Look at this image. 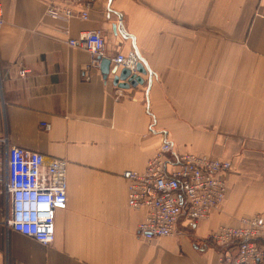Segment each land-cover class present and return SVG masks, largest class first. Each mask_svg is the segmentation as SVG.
Masks as SVG:
<instances>
[{"label": "crops", "instance_id": "0c3cea01", "mask_svg": "<svg viewBox=\"0 0 264 264\" xmlns=\"http://www.w3.org/2000/svg\"><path fill=\"white\" fill-rule=\"evenodd\" d=\"M46 2L0 0V264H218L209 233L264 217V0H53L56 16ZM95 29L109 69L137 53L141 83L116 85L68 44ZM163 142L172 160L229 159L226 194L208 217L182 215L173 235L146 239L122 172L142 171ZM4 143L67 162L50 244L3 225Z\"/></svg>", "mask_w": 264, "mask_h": 264}, {"label": "built area", "instance_id": "2783aa9c", "mask_svg": "<svg viewBox=\"0 0 264 264\" xmlns=\"http://www.w3.org/2000/svg\"><path fill=\"white\" fill-rule=\"evenodd\" d=\"M46 3L48 12L58 15L53 0ZM62 13L68 18L72 11L66 8ZM1 16L0 5V26ZM80 17H87L86 10ZM67 42L88 51L91 64L99 65L105 50V39L99 29L81 31ZM138 61L135 51L117 53L113 58L115 65L132 72ZM19 73L24 75L26 70ZM4 147V188L9 209L3 225L6 231L50 244L54 238L55 212L65 209L67 204V162L52 158L46 163L40 152L5 143ZM169 153L171 145L163 142L142 171L122 172L128 183V207L145 211L137 232L146 239L173 235L182 215L192 223L208 217L226 194L224 173L230 167L229 160L193 152H183L172 160L167 156ZM208 239L219 249L218 264H264V217L258 213L241 216L237 225H219Z\"/></svg>", "mask_w": 264, "mask_h": 264}, {"label": "water", "instance_id": "95a60500", "mask_svg": "<svg viewBox=\"0 0 264 264\" xmlns=\"http://www.w3.org/2000/svg\"><path fill=\"white\" fill-rule=\"evenodd\" d=\"M110 59L108 58H100V69L101 71L107 75L109 72L114 74L113 82L120 87H128L133 86L136 83H141L142 80L139 75L133 73L129 68L122 67L118 73L117 66H114L112 69H109ZM135 71L139 73H145V68L142 62L139 60L136 64Z\"/></svg>", "mask_w": 264, "mask_h": 264}, {"label": "rangeland", "instance_id": "374dc122", "mask_svg": "<svg viewBox=\"0 0 264 264\" xmlns=\"http://www.w3.org/2000/svg\"><path fill=\"white\" fill-rule=\"evenodd\" d=\"M188 152H192V151H188ZM178 153V152H177ZM183 153V152H182ZM194 153V152H193ZM196 153V152H195ZM178 154H181V153H178ZM177 154V155H178ZM196 154H199V153H196ZM211 156H214V155H211ZM215 157H218V156H215ZM221 158V157H220ZM223 159H226V158H223ZM227 160H229V159H227ZM143 220V219H142ZM139 224V223H138ZM138 226V225H137Z\"/></svg>", "mask_w": 264, "mask_h": 264}]
</instances>
